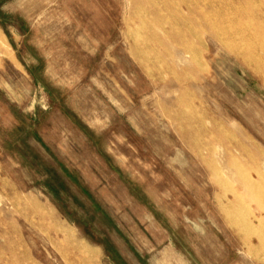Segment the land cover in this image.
I'll return each mask as SVG.
<instances>
[{"label":"rangeland","instance_id":"obj_1","mask_svg":"<svg viewBox=\"0 0 264 264\" xmlns=\"http://www.w3.org/2000/svg\"><path fill=\"white\" fill-rule=\"evenodd\" d=\"M0 264H264V0H0Z\"/></svg>","mask_w":264,"mask_h":264},{"label":"bare ground","instance_id":"obj_2","mask_svg":"<svg viewBox=\"0 0 264 264\" xmlns=\"http://www.w3.org/2000/svg\"><path fill=\"white\" fill-rule=\"evenodd\" d=\"M261 13V12H260ZM185 23V22H184ZM209 25V24H208ZM3 50H5V49H3Z\"/></svg>","mask_w":264,"mask_h":264}]
</instances>
